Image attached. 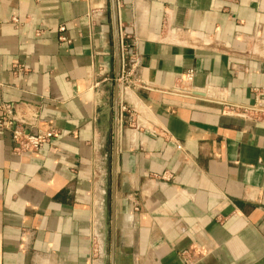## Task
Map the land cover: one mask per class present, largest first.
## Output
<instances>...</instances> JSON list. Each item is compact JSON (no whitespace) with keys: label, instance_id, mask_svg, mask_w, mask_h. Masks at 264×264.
I'll use <instances>...</instances> for the list:
<instances>
[{"label":"crops","instance_id":"1","mask_svg":"<svg viewBox=\"0 0 264 264\" xmlns=\"http://www.w3.org/2000/svg\"><path fill=\"white\" fill-rule=\"evenodd\" d=\"M115 3L118 70L111 0H0V106L55 132L0 131V264H107L110 214L114 264H264V120L224 108L264 104V0Z\"/></svg>","mask_w":264,"mask_h":264},{"label":"built area","instance_id":"2","mask_svg":"<svg viewBox=\"0 0 264 264\" xmlns=\"http://www.w3.org/2000/svg\"><path fill=\"white\" fill-rule=\"evenodd\" d=\"M65 27H61L64 30ZM137 62H130L126 56V52H122L120 62V73L117 78V84L121 92H127L132 86L150 90L149 84L139 78L136 73ZM194 79V72L187 71L181 75L178 83L173 88L174 93L193 95L195 92L192 87ZM225 110L233 115L240 117H252L257 120H264V104L257 103L254 106H244L234 103H226ZM121 111L130 113L131 123L137 128L143 126L134 117V111H130L126 103H121ZM38 117L34 115L33 122L26 121L25 119L18 118L14 105L5 103L0 106V131H8L11 134L13 142L14 153L19 156L32 154L40 150L43 146L50 143L55 136L54 130H42L38 124ZM94 256L100 258L104 256V244L101 237L97 236L94 242ZM185 262L190 264L189 255H185Z\"/></svg>","mask_w":264,"mask_h":264},{"label":"water","instance_id":"3","mask_svg":"<svg viewBox=\"0 0 264 264\" xmlns=\"http://www.w3.org/2000/svg\"><path fill=\"white\" fill-rule=\"evenodd\" d=\"M111 4H112V10H113L114 22H115V36H116V46H117L116 69L118 70V67H119V52H118L119 44H118V30H117L115 0H111ZM116 95L118 98V88L116 89ZM114 185H115V170L113 172V188H114ZM114 258H115V224H114V218H112V222H111V254H110L111 264H114Z\"/></svg>","mask_w":264,"mask_h":264},{"label":"rangeland","instance_id":"4","mask_svg":"<svg viewBox=\"0 0 264 264\" xmlns=\"http://www.w3.org/2000/svg\"><path fill=\"white\" fill-rule=\"evenodd\" d=\"M107 227L105 236L101 238V241L104 244V255L106 256L107 264H109L110 261V254H111V214L106 219Z\"/></svg>","mask_w":264,"mask_h":264}]
</instances>
